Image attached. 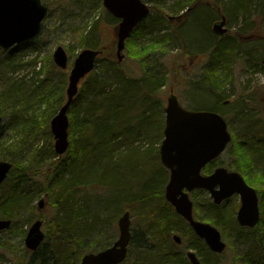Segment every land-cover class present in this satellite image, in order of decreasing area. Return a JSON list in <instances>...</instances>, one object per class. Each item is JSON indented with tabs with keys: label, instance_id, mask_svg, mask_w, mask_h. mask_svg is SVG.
Returning <instances> with one entry per match:
<instances>
[{
	"label": "rangeland",
	"instance_id": "374dc122",
	"mask_svg": "<svg viewBox=\"0 0 264 264\" xmlns=\"http://www.w3.org/2000/svg\"><path fill=\"white\" fill-rule=\"evenodd\" d=\"M173 1L175 0H141L149 7L150 13L134 29L126 41L125 49L122 52L124 55L123 61L118 63L115 54L118 21L107 12L102 0H40L41 4L46 6L48 10L41 24L43 35L39 34L24 47L17 45L7 50L0 48V161L9 162L10 160L13 165L14 163L25 164L26 159L35 156V159H32L34 162H40L43 158L53 162L54 159H50L54 152L49 122L66 99L65 89L69 70L74 58L84 49L80 43L81 38L89 34L93 36L91 43H93L94 48L103 49L99 56L100 61L96 64L97 70L95 68L93 72H98L100 67H104L105 63L112 60L118 68L130 73L133 78H141L143 77L141 75L143 68L134 48L138 46L142 50L148 48L147 55L142 56L141 60H147V65L158 67L157 72L159 70L161 72L157 79L162 78L163 80L164 76L166 80L155 90L153 98L157 101L159 109L151 120H156V124L160 121L162 124L160 142L163 138L164 107L166 106V98L171 91L178 97L180 105L186 109H212L215 101L218 105L216 109L229 124L228 130L231 136L240 137L245 128L244 124L251 120H258L259 125L257 126L261 130L259 138L261 137L264 141V0H251L247 12L239 11L235 18L230 17L232 15L230 8L233 11L236 8L235 6L239 4L238 1H219L217 12L226 11L227 13L224 14L227 33L223 37H217L211 33V25L216 20L214 12H207V8L202 6L196 9L191 19V12L189 11H182L174 15L169 10ZM196 2H199V5L206 6L212 3L211 0H197ZM158 9L165 10L166 14L161 15L162 23L158 24L152 33L147 30L145 23L154 14L161 12ZM204 23L207 25L205 33L202 32L205 27ZM175 28L181 34L180 40L175 41V44L157 48V45L152 42L153 38H157L156 36L159 34L170 32ZM214 36L217 39L235 37L234 41L239 53L232 63V81L220 84L219 89H216V92H218L216 96L214 92L213 96L203 89V87L206 88V85H204L206 80L205 68L212 56L211 46L217 41ZM183 43L186 45L185 47ZM58 46L62 47L69 56V62L65 70L57 68L52 60V53ZM252 61L258 62V65L254 68L250 67L253 66ZM153 67H150V69H154ZM84 81H86V78L79 83V88L83 86ZM219 82H223V80ZM4 92L9 93L6 100H2L5 98L3 97ZM57 95L60 97L59 102H56ZM73 109L77 110L79 107L74 106ZM139 119L141 118H138L137 121ZM2 142L5 143V148H1ZM160 142H157V144L147 138L146 141L139 143L135 141L129 143L133 147L136 146L140 154L145 153L147 150L152 151L153 153L149 155L152 156L153 163L143 167L141 165L142 168L138 169V165L136 166L132 156L129 168L127 162L125 163L126 166L124 163L110 165L109 177L104 179L106 184L101 186V190L86 195V198L91 199V207H95L92 203L96 200L94 196L101 199L103 194V199L109 208L115 205L120 208L116 214L114 213L115 208L112 211L106 208L99 210L100 226L98 231L101 233L95 235L94 239H97L96 243L98 244H95L93 250H100V241L104 240L103 238L108 239L106 243H112L117 238L116 220L124 211L129 212L132 230L142 235L143 246L149 248L152 257L160 256V252L163 253L164 251V246L174 254L184 255L188 249L194 250L192 239L194 234L192 232L191 234L188 233L184 226L180 224L174 225L176 219L174 213L168 207H165V210L171 222L164 229V246H160L163 245V242H157V237L161 233L158 232V229L149 225L161 217V214L156 215L154 210L155 206L161 204L160 199L150 201L147 207L146 205H126V203L121 202L124 193H126V196H135L141 188L151 190L156 186L158 189L159 184L164 181L167 182L168 172L166 175L165 172L160 171L159 160L155 158ZM126 149V146L120 148L116 157L125 156ZM38 151L41 153L40 158H37ZM234 151L233 144L230 142L225 151L217 158L215 166L224 165L233 168L236 154ZM70 154L68 149L60 159H69ZM252 162L254 161L252 160ZM257 164L259 165L250 170L245 180H255L256 177H259L257 186H263L264 188V161H259ZM37 165H40V163ZM151 168L154 171L157 169L155 174H152ZM42 169L41 164L35 168L36 171H33L38 175ZM35 182L30 184V188L38 190L33 194L35 196H32L33 202L30 203V208L35 211V216L30 222L26 221V217H23L17 221L15 229L10 228L8 231L0 232V244L6 242L5 246H0V264H27L32 256L34 262L38 258V254L33 255L25 250L24 236L29 225L40 214H43V219H45L42 225V230L45 233L47 224L54 217L55 208L49 204L50 195L40 189L44 187L42 178L37 177ZM160 188H162V184ZM81 196L83 195L78 194L77 201H80V203ZM40 199L44 200L41 210L37 206ZM190 199L200 203L197 209L200 215L206 213L205 210L209 208L208 203L211 202L208 195L206 197L203 193L194 192L190 193ZM238 203L239 198L235 195L221 206H223V211L227 215H233L235 219L239 207ZM102 205L100 204L101 207H103ZM141 207H143L142 212L147 213L146 216L141 212ZM92 211H95V209H92ZM157 211L166 214L165 211ZM207 217L210 218V214ZM218 218L222 221L225 220L220 216ZM159 221L163 222V220ZM26 222L29 224H26ZM205 222L209 223L208 221ZM105 224H108V226L105 227ZM234 224L236 225L232 220L231 223L224 225L225 233H222V241L225 242L226 248L222 254L223 258L218 261V264H233V258L236 257V254H244L248 249L247 244H250L257 234L259 235L258 231L255 234L254 230L236 229L235 231L239 236L235 238L229 231V228L233 229ZM217 229L221 231L219 228ZM174 233L182 237L183 244L181 246H177L171 241V235ZM52 242L54 243L53 239ZM47 247H49V243ZM197 251L204 257H211L206 250ZM140 254L146 255L144 251H140ZM139 257L141 256L138 255V251H132V255L129 256L132 261ZM158 258L160 257H155L150 264H158L160 260Z\"/></svg>",
	"mask_w": 264,
	"mask_h": 264
},
{
	"label": "trees",
	"instance_id": "16d2710c",
	"mask_svg": "<svg viewBox=\"0 0 264 264\" xmlns=\"http://www.w3.org/2000/svg\"><path fill=\"white\" fill-rule=\"evenodd\" d=\"M196 1L197 0H175L172 2V6L169 10L174 15L182 11H189L191 12L190 19L194 16L196 9L202 6L206 7L209 12H214V18H219L221 15L227 14L226 11L217 12V7H219V1L221 0H211L212 3L207 6L199 5L200 3ZM237 1L239 4L235 6L236 8H234L233 11L230 8L232 14L230 16L231 18H235L239 11L246 13L248 10L247 7L251 2V0ZM158 11L161 12L156 15L154 14V16L145 23L147 30L152 33L156 26L162 23L161 15L166 14L163 9H158ZM204 26L202 32L205 33V30H207L206 23H204ZM176 29L177 28L173 29L171 33L168 34L167 32L161 35L159 34L156 36L157 38H153L152 42L157 45V48L175 44V41L178 42L180 40L181 35ZM42 30L40 32L41 35H43ZM215 38L217 39V37ZM234 39L235 37L218 38L214 45L211 46L212 56L209 64L205 68L206 80H203L204 85H206V88L203 87V89L210 93V95L214 92L216 96V89H219L218 86L220 84L230 83L232 81V63L239 54ZM91 40H93L92 34L82 37L80 40L82 48H94ZM27 43L21 44L20 47H24ZM183 45L184 47L186 46L184 43ZM151 47L154 48L153 46ZM134 50L137 51V56L140 59L139 62L144 70L143 77L133 78L130 73L118 68L117 64L112 60L105 63L104 67H100L98 72H91L86 76V81H84L83 86L79 88L78 94L68 111V149L69 153H71V157L69 159H60L56 158V155L52 153L53 155H51L50 159H54L53 162L44 158L40 162L32 161L21 178H17L15 181L10 177L13 170L12 168L8 178L0 187V218H7L12 221L11 229H15L17 221L21 220V218L26 217V221L30 222L33 216H35V211H32L30 208V203L33 194L38 192V190L30 188V184L36 183L37 177L42 178L44 187L40 189L50 195L51 200L49 204L55 208L53 219L49 224L46 223L45 240L40 248L33 253V255L38 254V258L36 262H34L32 256L27 264H78L80 257L84 253L95 252L93 247L98 243H96L97 239L94 238L96 234L101 233L98 231V227L100 226L98 218L99 210L106 208L112 211L115 208L114 213L116 214L120 208L116 205L109 208L103 199V194L101 199H97V197L94 196L96 200L92 201V203L95 207H91V199L86 198V195L102 189L101 186L106 184L104 179L109 177L111 171L110 165L124 163L126 166L125 163L127 162L129 168L130 162H132V156L134 157V162L140 160L141 154L137 151V147L135 146V148L129 143L133 141L138 143L142 142L144 141L143 138H148L151 141H155V143L160 142L162 124L160 121L156 124V120H151L155 117V113H157L159 109L157 101L155 99L153 100V98L155 96V90L165 83L166 80L164 76L163 80L162 78H160L161 80L157 79L161 72V70L157 72V69H159L158 67L155 68L152 65H147V60H141L142 56L148 52V48L142 50V48L138 46L135 47ZM185 50H187V48H185ZM200 51L205 52L203 50ZM99 61L100 59H97L96 64ZM251 64L253 66L250 67L254 68L258 65V62L252 61ZM150 67L154 69H150ZM221 80H223V82H219ZM8 96L9 93H3V97ZM59 101L60 97H58V102ZM74 106L79 107V109L74 110ZM216 106L218 105L216 104ZM80 111L82 112L80 113ZM138 118L141 119L137 121ZM257 122L258 120L248 121L247 124L249 125L246 126L244 124L245 128L240 137L236 135L232 136L231 143L235 150L234 153L236 152V162L234 161L235 164L232 165L233 168L231 166L230 168L243 175L246 172L242 169L245 165L251 163L259 165L257 164L259 161H264V141L261 137L259 138L261 130L252 129ZM4 144L5 143L2 142L1 148H5ZM125 146L127 147L125 156L113 157L114 152L119 151L120 148ZM146 152L150 154L153 153L149 150ZM40 156L41 153L38 151L37 158H40ZM155 158L158 159V152L155 153ZM32 159H35V156ZM252 160L254 162H252ZM39 163L40 165L42 164L43 169L37 175L33 170L40 166L37 165ZM142 167L141 165L137 166L138 169ZM156 171L157 169L155 171L152 169V174H155ZM160 171L164 172L161 166ZM259 179V177H256L255 180L249 179L250 184L257 187L260 199L261 217L258 225L253 229L255 234L256 231H258L259 235L257 234L255 236L256 238L254 237L252 242L247 244L248 249L244 254H236V257L233 258V264H264V188L263 186H257L259 183L257 181H259ZM164 183L165 181L161 183L162 188H160L161 184H159L158 189L156 186L151 190L141 188L137 191L135 196L127 195V197L126 193H124L125 195L123 194L121 201L126 203V205H146L147 207L150 201L154 199L161 200V204L157 207L155 206L154 209L156 215L160 213L161 217L157 221L151 222V225H149L150 227L158 229V232L161 233L157 237V242H163V245L160 246H164V229L166 225L171 222L169 221V216L165 207H168V209L173 212V209L164 200ZM78 194L83 195L80 197L81 203L77 201L79 198ZM192 200L197 217L219 228L221 234L225 233L224 225L231 223L232 220L233 223H235L234 217L229 220H220L217 211L209 213L205 210L206 213L200 215L197 210L200 203L194 199ZM100 204H103V207H101ZM208 205L214 210L219 208L211 203H208ZM92 209H95V211H92ZM140 210L142 212L143 207H141ZM157 210L165 211L166 214H162ZM143 214L146 216L147 213ZM208 214H210V218L207 217ZM37 218L42 219L43 223L45 222L43 214H40ZM174 218L176 219L174 225L180 224L184 226V229L191 234L192 231L185 222L175 214ZM221 218H223V216ZM159 220H163V222ZM26 224L29 223L26 222ZM107 226L108 224H105V227ZM236 229L240 228L234 224L233 229L229 228V231H231L232 236L238 238L239 235L236 233ZM103 239L104 240L100 241L101 244L99 243L100 250L111 245L110 242L106 243L108 240L107 238ZM192 239L194 241V247L197 250H206L211 256L204 257L201 253H198L201 264H218V261L223 258L222 255L210 253L206 249L204 243L193 235ZM103 242L105 243L103 244ZM143 242L142 235L132 230L128 257L123 264H150L155 257H160L158 264H188L183 254H174L165 246L163 253L159 251L161 254L160 256L152 257L149 248L143 246ZM5 243H1L0 246H5ZM48 243L49 247H47ZM132 251H138V255L141 257L135 258V261H132V259L129 258V256L132 255ZM140 251H144L146 255H141Z\"/></svg>",
	"mask_w": 264,
	"mask_h": 264
},
{
	"label": "water",
	"instance_id": "95a60500",
	"mask_svg": "<svg viewBox=\"0 0 264 264\" xmlns=\"http://www.w3.org/2000/svg\"><path fill=\"white\" fill-rule=\"evenodd\" d=\"M102 4L111 16L119 20L116 30V56L120 62L126 38L149 13V9L141 0H102ZM46 15L47 7L40 0H0V47L6 50L37 36ZM224 24L225 18L221 17L211 29L215 34L223 35L226 32ZM98 53L92 49H84L77 54L69 71L65 90L66 102L50 121V130L55 140L53 148L59 156L68 148V108L77 94L79 81L93 70ZM52 59L59 68L67 67L68 56L62 47L54 49ZM164 111V139L159 148V158L170 171L165 199L212 252L222 253L225 244L221 241L220 233L211 225L193 219L188 192L196 188L207 190L215 204L238 194L241 205L237 211V222L240 226L250 228L259 220L256 193L238 173L227 172L224 168H217L209 176L200 175L201 168L218 157L231 139L220 115L185 110L174 95L167 99ZM10 169V163L0 161V185ZM43 203L42 199L38 202L39 209L43 207ZM10 223V220H0V231L8 229ZM41 225L42 222L37 220L30 226L24 240L26 249L35 251L44 240ZM117 226L118 239L113 245L97 253L84 255L79 264H120L126 257L130 241V220L127 212L118 218ZM172 239L176 244H181L178 235H173ZM186 257L190 264H200L194 252L189 251Z\"/></svg>",
	"mask_w": 264,
	"mask_h": 264
},
{
	"label": "bare ground",
	"instance_id": "6f19581e",
	"mask_svg": "<svg viewBox=\"0 0 264 264\" xmlns=\"http://www.w3.org/2000/svg\"><path fill=\"white\" fill-rule=\"evenodd\" d=\"M201 8V7H200ZM207 10V12H209V10L208 9H206ZM168 33H171V31L170 32H167V34ZM142 71L144 72V70L142 69ZM143 72H142V74L141 75H143ZM217 94H218V92H216ZM212 95H213V93H212ZM214 96V95H213ZM6 98H8V97H5V98H3L2 100H6ZM56 102H58V95L56 96ZM216 102L214 101V104H213V107H216ZM143 140L145 141V140H147V139H144L143 138ZM2 144V143H1ZM11 148V147H10ZM10 148H8V149H10ZM150 153H147V152H145V153H141V158H140V160L139 161H137L136 162V166L137 165H142V166H145V165H150V164H152L153 163V161H152V159L153 158H151L152 156L151 155H149ZM117 155V151L116 152H114L113 153V157H115ZM30 162H32V158L31 159H26V163L25 164H22V163H14V167H13V170H12V172H11V170H9V172L7 173V175H6V179L8 178V176H9V174H10V172H11V175H10V177H11V179L13 180V181H15L17 178L19 179V178H21V176H22V174L25 172V170L28 168V166H29V164H30ZM151 166H153V165H151ZM155 167V166H154ZM2 186V184L0 185V187ZM35 196V195H34ZM33 196V197H34ZM33 202V201H32ZM207 211L209 212V213H213L214 211H217V213H219V216H223V218H225V219H231L232 217H233V215H227L224 211H223V208H217L216 210H214L212 207H209V208H207ZM0 220H10V219H7V218H0Z\"/></svg>",
	"mask_w": 264,
	"mask_h": 264
},
{
	"label": "flooded vegetation",
	"instance_id": "af4514ba",
	"mask_svg": "<svg viewBox=\"0 0 264 264\" xmlns=\"http://www.w3.org/2000/svg\"><path fill=\"white\" fill-rule=\"evenodd\" d=\"M216 164L214 163V161H211V162H208L201 170V174L203 176H208L209 174H212L214 172V170L218 167H225L224 165H217L215 166ZM254 167V164L251 163V164H248V165H245L242 169H244L246 172L243 174H241L240 172V175L243 177V179L245 180L246 178V175L250 172V170ZM227 169L230 168V166L226 167ZM255 168V167H254ZM245 182L247 183L248 186L254 188L256 191H257V187H255V185H251L250 184V181H248L247 179L245 180ZM240 203V201H239ZM131 230V229H130ZM132 233V231H131Z\"/></svg>",
	"mask_w": 264,
	"mask_h": 264
}]
</instances>
